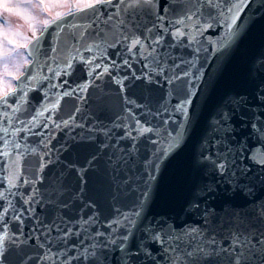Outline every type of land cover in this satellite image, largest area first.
<instances>
[{
	"label": "snow or ice",
	"instance_id": "snow-or-ice-1",
	"mask_svg": "<svg viewBox=\"0 0 264 264\" xmlns=\"http://www.w3.org/2000/svg\"><path fill=\"white\" fill-rule=\"evenodd\" d=\"M28 3L40 12L51 15L52 4L49 0H36L35 3L28 0ZM75 3L76 10L72 11L70 7L67 16L56 13L55 20L42 21L45 32L37 36L33 31L30 39L35 43L31 47L27 43L20 45L13 38L7 40L9 45L25 48L27 56L32 59L25 57V63L31 67L27 69L24 79L18 81L19 87L10 89V95L6 93L0 99V104L13 112H20L21 101H24L37 112V115L30 116L29 123L37 121L38 116L42 115L40 109L48 111L51 108L55 111L62 98L75 95L77 90L86 92L90 85L99 87L96 80L102 81L105 75L114 79L123 90L126 87L123 82L125 78L114 77L110 69L121 66L132 68L130 61L138 58L144 70L136 78L147 81L146 87L154 89L163 82L170 89L169 96L175 94L178 99L180 95L185 97L175 106V110L184 117L180 127L185 129L192 119L187 106L192 104V96L196 95L193 81L203 82L205 75L197 65L201 59L199 53L207 49L199 45L196 37L202 36L214 23H219L224 26L228 37L221 47L230 44L236 36L232 26L239 13L245 10L248 0H236L235 3L228 0H75ZM8 11L13 9L9 8ZM62 16L64 18L60 19ZM29 18L33 21L36 19L34 16ZM76 18H84L87 22L83 25L67 23L69 19ZM49 25L56 30L54 43L41 51L42 39L45 33L51 31ZM67 29L73 31L67 32ZM60 33L65 35L61 36ZM189 48L192 52L185 54L184 50ZM15 50L11 49L12 52ZM48 52L53 55L49 56ZM0 55L5 54L0 52ZM105 59L110 62L106 63ZM49 60L56 64V70L48 63ZM58 60L60 62L56 63ZM77 63L88 79L77 83L75 89L67 88L64 92L53 93V89L68 85L69 81L63 77H71ZM44 68L53 75H44ZM100 68H103V72L96 71ZM259 69L264 70V53L259 59ZM58 77L61 83L53 84L52 80ZM29 91L37 93V96L29 97ZM258 93L259 111L253 112L249 119L250 135L255 136L256 145L249 147L248 137L233 140L229 135L235 131L231 124L232 114L221 111L213 121L214 132L218 135L215 139L216 151L200 152L203 165L210 166L222 177L230 176L234 183L249 193L251 188L247 184L240 185L239 179L247 177L249 164L264 169V154H261L264 153V79L260 80ZM50 94L55 96V100H49ZM123 99L136 108L145 107L148 115H153L145 105L136 104L127 96ZM161 107L167 112L165 105L161 104ZM79 112L80 109L75 108L68 120L61 119L60 123L67 126L74 119V113ZM121 112L124 114L116 116L121 123L113 121L112 124L124 129V137L132 142L133 152L137 151L136 142L140 137L145 134L156 137L152 141L151 157L144 161L149 181L154 180L153 172L149 169L158 171L160 165L181 147L183 133L175 128L169 131L163 120L159 127L153 126L152 121L143 115L137 118V113L130 107L122 108ZM154 115L159 116L160 112ZM3 118L0 120V132L4 136H0V141L4 150L0 151V158L4 159L0 160V174L7 187L0 184L3 189L0 190V200L7 206L0 208V264H264V199L258 205L253 204L251 215L230 213L227 221L217 217L214 210L205 209L203 226L181 229L167 220L144 223V209L151 197V188L147 183L140 196L130 206L125 205L126 211L113 206L108 215H103L93 211L98 205L89 201L86 207L90 214H85L86 218L85 215H79L77 219L59 217L60 222L65 224L64 228L53 221L52 224H41L43 232L33 229L26 234L22 228L24 216L32 214L36 219L35 209L31 205L37 202L38 195L41 200L45 199L48 190L42 191V185L46 180L52 189L48 193L52 197L49 203L55 204L59 200L60 207L69 209L72 198L62 200V193L54 186L56 181L46 174L49 166L59 161L58 155L52 157L51 140L39 139L29 152L27 144L22 145L12 139L21 132V129L12 126L14 120L23 121L7 111L3 112ZM47 119L52 120L51 115ZM52 122L56 123L54 120ZM59 126L56 124L57 128ZM43 127L47 128L48 124L45 123ZM23 131L33 135L27 126ZM109 131H105V136ZM88 139L91 140L92 136L89 135ZM22 147L26 151H12ZM89 148V145L82 146L83 163L94 167L99 153ZM244 160L249 164L238 167L237 162ZM67 167L75 169L77 164L71 163ZM78 171L81 173L80 179H83L85 168L81 167ZM100 180L103 184V177ZM260 180L264 184V178ZM122 183L127 187V181ZM22 187L23 191L20 190ZM13 189L16 191L13 192ZM9 196L19 197V211ZM192 207L200 210L198 203H193ZM12 222L14 228L10 226ZM97 224L100 227H95ZM53 229L55 235L52 234ZM117 252L119 255H111Z\"/></svg>",
	"mask_w": 264,
	"mask_h": 264
},
{
	"label": "water",
	"instance_id": "water-1",
	"mask_svg": "<svg viewBox=\"0 0 264 264\" xmlns=\"http://www.w3.org/2000/svg\"><path fill=\"white\" fill-rule=\"evenodd\" d=\"M228 2L235 3L236 0H228ZM86 22L84 18L67 21L77 25ZM49 28L51 31L45 33L42 39L41 51L47 50L48 45L54 43L53 35L56 34V30L52 25H49ZM71 31L73 30L67 29V32ZM225 31L222 24L214 23L202 36L196 37L199 45L207 49L206 52L199 53L201 59L197 65L202 68L205 75L203 82L193 81L196 95L192 96V104L187 106L192 119L185 129L180 127L184 121L182 113L175 110V106L185 97L180 95L178 99L175 94L169 96L170 89L163 82L154 89L146 87L147 81L136 78L140 77L144 70L138 58L130 61L132 68L121 66L119 69H110L114 77L125 78L123 82L126 87L123 90L114 79L105 75L102 81L96 80L99 87L90 85L86 92L77 90L75 95L62 98L55 111L51 108L48 111L40 109L42 115H39L37 121L33 123H29L30 116L37 115V112L24 101H21L20 112H13L11 108L0 104V120L4 119L3 112L7 111L14 118L18 117L23 121L20 123L14 120L12 126L21 129V132L12 139L22 145L27 144L29 152L37 145L39 139L51 140L52 157L58 155L59 161L50 165L46 174L51 180L56 181L54 186L62 193V200L72 198L69 209L60 207L59 200L55 204L49 203L52 197L48 193L52 189L49 181L46 180L42 185V191L48 190L45 192V199L41 200L38 195L37 202L31 205L35 209L36 219H33L32 214L24 216L25 223L22 228L26 234L31 233L33 229L43 232L41 224L48 225L53 221L64 228L65 224L60 222L59 217L77 219L79 215L90 214L86 207L89 201L97 203L98 207L93 211H99L103 215H108L113 206L126 211L125 205L130 206L140 196V191L145 188L146 183L150 185L151 197L144 209V223L167 220L177 228L183 229L187 226H203L205 209L214 210L217 217H222L225 221L228 220L230 213L252 214L253 204L258 205L264 199V184L260 180L264 178V169L249 164L247 160L237 162L238 167L249 164L247 177L239 179L240 185L247 184L251 188L252 191L249 193L234 183L230 176L222 177L210 166L203 165L200 161V152L216 151L215 139L218 135L214 132L213 121L221 111H230L232 114L231 124L235 131L229 135L233 140L248 137L249 147L257 143L255 136L250 135L249 119L253 112L259 111L258 86L260 80L264 79V70L259 69V59L264 53V0H248L245 10L239 13L232 26L236 36L230 44L221 47L228 39ZM60 35L65 34L60 33ZM34 43L35 41L32 44ZM184 51L187 54L192 52V49ZM48 55L51 56L53 53L48 52ZM105 62L110 61L105 59ZM48 63L56 70L55 63L51 60ZM29 67L31 65L27 69ZM96 71L103 72V68ZM43 74L53 75L47 71V68L43 69ZM23 79L24 76L20 80ZM63 79L69 81L68 85L65 88L53 89V93L64 92L67 88L75 89L77 83H82L88 77L77 63L73 75L65 76ZM92 79L95 80V77ZM52 83H61V78L53 79ZM35 96L37 93L29 91V97ZM125 96L135 100L136 104L151 109L153 115L149 116L145 107L136 108L135 105L127 104L123 99ZM49 100H55V96L50 94ZM161 104L167 107V112L163 110ZM127 107L137 113V118L143 115L152 121L153 126L159 127L160 121L163 120L169 131L175 128L183 133L181 147L160 165L158 171L149 169L153 172L154 180L149 181L144 161L151 157L152 141L156 137L149 134L140 137L136 142L137 151L133 152L132 142L124 137V129L113 127V121L117 124L121 123L116 120V116L123 115L121 109ZM75 108H79L80 112L74 113V119L69 121L67 126L61 124L60 120H68L69 114H73ZM157 111L160 112L159 116L154 115ZM50 115L52 120L47 119ZM45 123L48 124L47 128L43 127ZM56 124L60 125L59 128ZM25 126L31 129L33 135L23 131ZM109 129L108 136H105V131ZM89 135L92 136L91 140L88 139ZM0 136H4V133L0 132ZM9 136H11V128ZM83 145H89L90 151L98 150L99 155L94 167H88L83 163ZM40 147L43 150L42 146ZM3 150V142L0 141V151ZM12 151L26 150L22 147ZM71 163H76L77 167L75 169L67 167ZM81 167L85 168L86 172L83 179H80L81 173L78 171ZM61 172L64 174L61 175ZM101 177L104 179L103 184ZM123 181H127V187L123 185ZM0 184L7 187L2 174H0ZM20 190L23 191V187ZM15 191L16 189H13V192ZM9 200L17 205L16 210L19 211V197L9 196ZM193 203L199 204V211L192 207ZM6 206L4 201L0 200V208ZM11 214L10 211L9 220ZM10 226L14 228V222L10 223ZM95 227L100 225L97 224ZM52 234L55 235V229ZM111 255H119V253Z\"/></svg>",
	"mask_w": 264,
	"mask_h": 264
},
{
	"label": "rangeland",
	"instance_id": "rangeland-1",
	"mask_svg": "<svg viewBox=\"0 0 264 264\" xmlns=\"http://www.w3.org/2000/svg\"><path fill=\"white\" fill-rule=\"evenodd\" d=\"M32 2L35 3L36 0ZM49 2L52 4L51 15L46 13L43 16V13L33 8L28 0H0V13H4L6 17L4 20L0 16V33H3L0 34V44L3 45L0 52L5 54L0 55V95L13 88L14 78L21 73L26 64L23 47L16 48V45H9L7 40L13 38L20 45L28 43L33 31L36 34L40 32L43 20L56 17V13H64L70 7H77L75 0H49ZM9 8L13 11H8ZM31 16L36 18L35 21L29 18ZM11 49L16 50L12 52Z\"/></svg>",
	"mask_w": 264,
	"mask_h": 264
}]
</instances>
